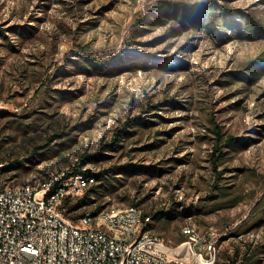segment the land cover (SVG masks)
Here are the masks:
<instances>
[{
    "label": "rangeland",
    "instance_id": "rangeland-1",
    "mask_svg": "<svg viewBox=\"0 0 264 264\" xmlns=\"http://www.w3.org/2000/svg\"><path fill=\"white\" fill-rule=\"evenodd\" d=\"M206 3L258 29L182 16ZM216 125L244 143L217 170ZM96 153L86 168L109 172L95 203L64 211L74 223L139 206L171 247L195 234L217 240L219 264L246 251L264 264V0H0L8 176L36 185Z\"/></svg>",
    "mask_w": 264,
    "mask_h": 264
},
{
    "label": "built area",
    "instance_id": "built-area-1",
    "mask_svg": "<svg viewBox=\"0 0 264 264\" xmlns=\"http://www.w3.org/2000/svg\"><path fill=\"white\" fill-rule=\"evenodd\" d=\"M5 166L0 162V264L217 262V240L198 246L192 234L171 247L147 228L153 216L139 206L113 204L98 213L86 210L77 224L68 219L64 200L83 195L97 182L92 168L70 176L62 171L34 185L15 183Z\"/></svg>",
    "mask_w": 264,
    "mask_h": 264
},
{
    "label": "trees",
    "instance_id": "trees-1",
    "mask_svg": "<svg viewBox=\"0 0 264 264\" xmlns=\"http://www.w3.org/2000/svg\"><path fill=\"white\" fill-rule=\"evenodd\" d=\"M220 10L219 12L217 10ZM183 12V17L185 18H191V20H193V22H198L200 28H202L206 22V17L205 15H209L212 13L217 12L218 15L217 17H219L220 21H224V25L223 26H228V25H236V29H241L242 25L248 26L249 29L254 30V29H258L257 26L254 25V23H249V21H245L246 19L243 17V15H233L229 10L223 8V7H219L216 6V4L214 5L213 3H206L203 5V7L200 8H193L188 10V12L185 14V12L183 11V9H181ZM176 15L177 16H181L177 9H176ZM156 18H158V16L156 15ZM235 18H240V19H235ZM203 20V21H202ZM218 20V19H217ZM238 26V28H237ZM219 28V26H218ZM221 34V31L218 30V35ZM245 36H248V33H245ZM90 60L92 62L95 61V59L90 58ZM88 65L87 66H91L92 63H89L90 61H86ZM95 67H106L105 64H100V63H94ZM88 68V67H87ZM238 73H235L234 75H237ZM133 120V119H132ZM131 124V121H128L127 123H125V127L118 129L117 131V135L121 136L125 131L127 126H129ZM214 134L216 135V146H215V150L217 152V154L213 155L212 157V162L214 163V166L217 170V167L220 165V161L221 158L224 156L225 154V150L224 148L226 147H231V148H235L240 146L241 143L239 141V139L237 137L234 136H225V134L222 132V129L220 128V126L216 125L215 128L213 129ZM101 157V154L96 153V154H89L88 156L84 157L81 162L75 166L73 168V171L71 172H67V175H74L77 172H83L85 174H87L89 172V169L86 168V164L89 160H98ZM122 167H116V169H121ZM5 170L7 171V166H5ZM108 170H104V171H100L99 173L96 174V178L98 181H103L106 178V175L108 174ZM101 185H99L98 183H95L94 185L90 186L88 189H86V191L84 192L83 195L76 197V201H72L73 198H66L64 200L63 203V210L65 211L66 214H70L74 211H79L81 210L83 207L93 204L96 202V198L99 195ZM227 194V193H226ZM221 203L223 204H227L226 206H234L237 203V197L236 196H230L228 198H226L225 200H222ZM101 209L97 208L94 210V213H98ZM82 213L80 214H76L75 218L79 219L81 217ZM184 241V240H181ZM240 256V252L236 253V257ZM250 256V257H249ZM241 262L235 261L233 258H230L226 264H260L259 259H257L256 255H251L249 251H246V253L243 254V257H241ZM239 262V263H238ZM216 264H219V257L217 259Z\"/></svg>",
    "mask_w": 264,
    "mask_h": 264
}]
</instances>
